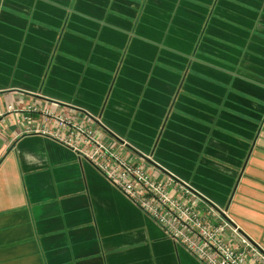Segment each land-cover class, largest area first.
<instances>
[{
	"label": "crops",
	"instance_id": "1",
	"mask_svg": "<svg viewBox=\"0 0 264 264\" xmlns=\"http://www.w3.org/2000/svg\"><path fill=\"white\" fill-rule=\"evenodd\" d=\"M30 104L87 114L264 254V0H0V264H203Z\"/></svg>",
	"mask_w": 264,
	"mask_h": 264
},
{
	"label": "built area",
	"instance_id": "2",
	"mask_svg": "<svg viewBox=\"0 0 264 264\" xmlns=\"http://www.w3.org/2000/svg\"><path fill=\"white\" fill-rule=\"evenodd\" d=\"M9 109L14 111L13 106ZM40 111L44 117L37 131L90 161L113 185L156 221L167 236L203 264H264V254L247 239L237 241L238 230L212 206L186 186L169 178L159 181L143 161L125 158L101 138L85 113L60 111L58 104ZM30 123V117H24Z\"/></svg>",
	"mask_w": 264,
	"mask_h": 264
},
{
	"label": "rangeland",
	"instance_id": "3",
	"mask_svg": "<svg viewBox=\"0 0 264 264\" xmlns=\"http://www.w3.org/2000/svg\"><path fill=\"white\" fill-rule=\"evenodd\" d=\"M151 151H152V149L150 150V151H147L149 154L151 153ZM140 153H142V152H140Z\"/></svg>",
	"mask_w": 264,
	"mask_h": 264
},
{
	"label": "water",
	"instance_id": "4",
	"mask_svg": "<svg viewBox=\"0 0 264 264\" xmlns=\"http://www.w3.org/2000/svg\"><path fill=\"white\" fill-rule=\"evenodd\" d=\"M252 244H254L253 242H251ZM254 245H256V244H254Z\"/></svg>",
	"mask_w": 264,
	"mask_h": 264
}]
</instances>
